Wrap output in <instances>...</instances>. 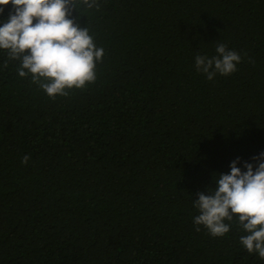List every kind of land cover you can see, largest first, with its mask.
I'll return each instance as SVG.
<instances>
[{"label":"trees","instance_id":"16d2710c","mask_svg":"<svg viewBox=\"0 0 264 264\" xmlns=\"http://www.w3.org/2000/svg\"><path fill=\"white\" fill-rule=\"evenodd\" d=\"M0 264H264V0H0Z\"/></svg>","mask_w":264,"mask_h":264}]
</instances>
